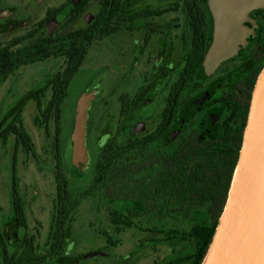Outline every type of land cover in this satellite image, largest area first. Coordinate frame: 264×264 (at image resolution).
Returning <instances> with one entry per match:
<instances>
[{"label": "flooded vegetation", "instance_id": "af4514ba", "mask_svg": "<svg viewBox=\"0 0 264 264\" xmlns=\"http://www.w3.org/2000/svg\"><path fill=\"white\" fill-rule=\"evenodd\" d=\"M72 1L63 0L58 7L43 10L48 0H0V36H12L9 41L26 35L57 36L80 31L98 16L106 14L105 3L112 4L110 29H99L104 36L88 50L66 89L64 102L74 77L88 62L87 57L89 61H95L109 53L112 65L102 68L103 76L96 83L85 84L73 107L75 124L78 103L94 93L86 110L87 163L78 167L71 163L66 171L60 145L65 175L77 174L73 169L84 178L91 175L93 159L111 140L129 148L141 147L144 159L141 165L145 172L142 175H155L157 164L164 171L167 156L181 149L193 154L192 160L205 158L226 170L231 159H235L236 164L251 93L264 66V8L249 13V21L245 23L248 29L246 43L237 54L222 61L208 75L200 76L213 40L208 0H79L61 19L60 11ZM40 14L42 16L36 19ZM46 19L49 20L42 23ZM94 47L97 52L91 56ZM18 71H31L34 76L29 81L7 87L0 98V114L5 118L19 114L22 119L28 110L35 115L53 114L51 100L69 75L67 59L51 58L20 64L14 73ZM9 76L0 83H6ZM5 118L0 121L3 123L1 130L7 122ZM10 142L11 166L12 157L16 158L17 149L22 148L14 140L7 144L0 140V151ZM93 143L98 148L94 158ZM50 151H53L52 147ZM134 151L139 153L135 148L127 159L139 164ZM51 155L53 158V152ZM9 190L12 210L11 175ZM18 191L25 205L19 179ZM50 230L49 221L42 243L37 226L30 229L28 222L25 226L19 225L14 218L7 224L0 214V264L7 253L27 248L34 254V259L46 257L45 262L53 261ZM42 250L44 252L40 253Z\"/></svg>", "mask_w": 264, "mask_h": 264}, {"label": "trees", "instance_id": "16d2710c", "mask_svg": "<svg viewBox=\"0 0 264 264\" xmlns=\"http://www.w3.org/2000/svg\"><path fill=\"white\" fill-rule=\"evenodd\" d=\"M111 5L109 2L105 3L103 10L106 14L100 18L98 16L80 31L57 36L49 34L26 35L8 41L0 47V80L13 74L20 64L51 58L67 59L69 75L66 76L65 82L60 84L61 90L56 91L51 100L54 113L35 115L33 120L34 124L48 137L52 129L50 139L53 148L52 174L55 199L50 219L51 255L57 261L61 259L69 237L68 224L83 202L90 200L96 205L100 200L122 201L137 205L139 211L135 214L110 209L107 218L116 233L123 229L135 228L150 234L164 235L165 240L179 239L190 242L191 252L179 259V263L201 264L225 205L235 159H231V162L225 166L228 168L226 170L222 165L210 163L205 158L192 160L194 155L188 150L181 149L167 156L164 171L160 170L157 164L154 168L155 175H142L145 172L143 164L141 165L144 160L141 147L129 148L126 145H117V140H111L101 148L93 159L91 177L85 187L78 189L72 183L73 180L81 181L84 178V175H77L76 169L72 168L74 173H77L75 175L68 177L64 174L63 161L60 156L61 106L66 97L67 86L82 65L88 50L99 38L104 36L99 29L101 27L110 29ZM48 20H43L42 23ZM18 44L21 45L17 46ZM57 85L58 83H56V88ZM5 119L7 121L5 126L2 130L0 128V140L6 144L9 140H14L18 146H21L25 155L35 158V147L24 128L21 115H7ZM2 124L0 127L3 126ZM135 148L139 150V153L134 151L133 155L137 156L139 164L132 163L127 159ZM10 175L12 179L11 195L14 203L13 218L19 225L25 226L27 219L23 200L18 191L15 157H12ZM164 208L167 210L166 215H172L176 212V208L179 209L177 215L183 219H189L193 213L203 212L205 222L196 224L189 230H186L185 225L181 229L175 227L169 229L165 225L163 226V221L160 220L164 214ZM102 234L108 243H115L109 235L104 232ZM89 254L71 257L65 262L66 264H79L83 260L89 259ZM34 257V254L27 248L21 252L7 253L3 264H42L46 260V257L38 260Z\"/></svg>", "mask_w": 264, "mask_h": 264}, {"label": "rangeland", "instance_id": "374dc122", "mask_svg": "<svg viewBox=\"0 0 264 264\" xmlns=\"http://www.w3.org/2000/svg\"><path fill=\"white\" fill-rule=\"evenodd\" d=\"M62 1L48 0L43 6V10L46 7H58ZM41 16L42 14L37 16L36 19ZM11 37L10 35L0 36V44L9 41ZM95 52H97V48L94 47L90 55L93 56ZM87 60L89 63L87 62L74 77L63 106L60 145L64 153L66 171L69 170L72 163L73 107L85 84L92 81L96 83L103 76L101 73L102 68L112 65L109 53L107 56L101 55L95 61L94 59L89 61L88 57ZM32 76H34V73L31 71H18L9 76L6 83H0V98L4 96L8 86L17 85L20 81H29ZM93 95V92L89 94L92 97ZM34 117L35 114L30 110L23 113V125L33 141L37 159L26 156L18 148L15 160L19 189L25 200L26 219L30 229L37 226L43 238L42 242L46 236L52 214V204L55 199V187L52 177L54 160L51 155L53 151H50L52 129L48 137L34 124ZM3 118L5 117L0 114V121ZM93 138L94 136H92ZM11 146L10 142L4 150L0 151V214L5 217L7 224L13 221L9 195ZM97 149L95 143H93L92 158H94ZM90 177L91 175H87L81 181L73 180L72 183L80 189L88 184ZM110 209L135 214L139 211L137 205L122 201L108 202L103 200L96 205L90 200L83 202L68 224L69 237L61 259L47 261L44 264H66V259L88 253H101V256L83 260L80 264H168L169 262L171 264H181L179 259L191 252L192 245L190 242L179 239L165 240L166 238L161 234H150L135 228L123 229L121 232L116 233L107 218ZM178 210L176 208L174 214L166 215L167 210L164 208V214L162 218L160 217V220L163 221L162 225L169 229L173 227L181 229L185 225L186 230H189L196 224L205 222L203 212L193 213L189 216V219H183L177 215ZM135 220L137 221V219ZM103 232L109 235L115 243H108L102 234ZM43 252L44 250L40 251V253Z\"/></svg>", "mask_w": 264, "mask_h": 264}, {"label": "water", "instance_id": "95a60500", "mask_svg": "<svg viewBox=\"0 0 264 264\" xmlns=\"http://www.w3.org/2000/svg\"><path fill=\"white\" fill-rule=\"evenodd\" d=\"M79 0L60 11L64 19ZM213 40L199 75L211 73L246 43L249 13L264 8V0H208ZM92 96L83 97L71 135L72 164L86 165V110ZM101 253L89 254V258ZM201 264H264V67L250 98L237 161L223 211Z\"/></svg>", "mask_w": 264, "mask_h": 264}]
</instances>
